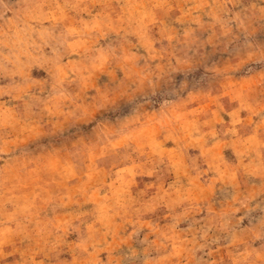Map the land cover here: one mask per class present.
<instances>
[{
    "label": "rangeland",
    "instance_id": "374dc122",
    "mask_svg": "<svg viewBox=\"0 0 264 264\" xmlns=\"http://www.w3.org/2000/svg\"><path fill=\"white\" fill-rule=\"evenodd\" d=\"M0 264H264V0H0Z\"/></svg>",
    "mask_w": 264,
    "mask_h": 264
}]
</instances>
